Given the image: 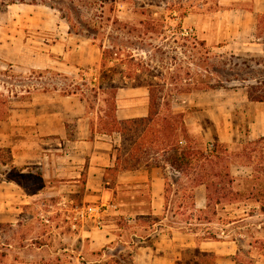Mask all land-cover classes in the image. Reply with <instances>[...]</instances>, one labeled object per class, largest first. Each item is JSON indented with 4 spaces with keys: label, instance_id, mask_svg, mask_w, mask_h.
Listing matches in <instances>:
<instances>
[{
    "label": "rangeland",
    "instance_id": "rangeland-1",
    "mask_svg": "<svg viewBox=\"0 0 264 264\" xmlns=\"http://www.w3.org/2000/svg\"><path fill=\"white\" fill-rule=\"evenodd\" d=\"M103 1L54 0L69 20L46 5L14 4L0 12V104H5L10 93H22L19 99H24L26 90L35 96L75 91L78 100H70L68 107L86 111L94 105L90 117L96 122L99 109L104 108L98 100L103 96L95 99L91 90L98 83L100 44L131 54L134 64L140 61L143 66L136 73L146 74L142 68L154 67L165 80L163 94L170 96L172 109L182 111L187 129L193 130L195 145L202 148L219 141L227 146L233 188L240 193L238 200L223 202L215 214L209 209L201 215L206 218L198 220L179 189L166 201L169 208L163 224L195 232L198 238L236 239L241 264H251L250 255L264 254V212L260 210L264 205V135L251 132L255 108L246 88L264 81V52L216 50L201 40L203 13L215 10L214 0H113V10V2ZM259 20L257 33L264 39V15ZM131 89L135 92L128 96ZM146 97L144 87L128 84L121 88L116 97L117 117L144 113L147 104L142 99ZM69 121L73 137L74 116ZM0 158L7 161L8 154L2 152ZM54 186L51 182L48 188ZM108 187L114 195L97 202L47 196L43 213L35 208L19 215L22 225L2 223L0 264H114L86 257L77 260L76 255L120 251L127 255L129 249L123 247L94 246L90 238L78 237L76 230L82 223L95 226L93 218L77 215L83 206L97 205L102 225L117 220L122 226L130 214L149 208V184L111 183ZM177 187H182L180 182ZM115 210H119L117 215ZM16 213H8L10 219ZM148 220L140 219V223Z\"/></svg>",
    "mask_w": 264,
    "mask_h": 264
},
{
    "label": "crops",
    "instance_id": "crops-1",
    "mask_svg": "<svg viewBox=\"0 0 264 264\" xmlns=\"http://www.w3.org/2000/svg\"><path fill=\"white\" fill-rule=\"evenodd\" d=\"M214 5L215 10L209 9L203 13L204 26L199 29L201 40L206 45L224 51L255 49L264 52L263 36L257 33L259 19L264 15V0H214ZM131 90L128 96L135 92V89ZM10 94L4 100L5 104H0V154H8L7 161L0 158V223L22 225L20 214L35 208L43 213L46 208L42 206H47L44 199L47 196H59L63 200H79L82 197V200L97 202L114 195V191H109L108 185L111 183H146L150 186L149 208L130 214L125 218V226L117 220H106L99 229L83 223L76 229L78 237L90 238L94 246L109 245L110 249L123 247L129 249L127 255L121 254V251L78 253L77 260L86 257L97 261L110 260L114 264L242 263L239 258L241 247L236 239L198 238L195 232L181 231V227L163 224L169 205H166L164 197L162 171L152 168L112 172L110 169L115 164V147L120 144V136L117 133L91 134L89 116L84 107H68L70 100H78L77 95L35 96L26 90L23 94H27V97L21 100L22 93ZM143 100L147 104L144 113L123 118L145 116L148 99ZM253 103L254 130L252 128L251 132L262 136L264 102ZM70 116L75 118L73 137L69 130ZM188 131L191 134L193 130ZM51 182L56 186L48 188ZM194 204L196 210L206 207L203 185L194 189ZM10 212H17V215L10 219ZM118 212L115 210L113 214L117 215ZM155 217L158 220H153ZM140 219H147L148 222L140 223ZM45 222L49 220L45 219ZM194 249L198 253L193 252ZM250 256L251 264H264L263 253Z\"/></svg>",
    "mask_w": 264,
    "mask_h": 264
},
{
    "label": "trees",
    "instance_id": "trees-1",
    "mask_svg": "<svg viewBox=\"0 0 264 264\" xmlns=\"http://www.w3.org/2000/svg\"><path fill=\"white\" fill-rule=\"evenodd\" d=\"M109 0H104L106 4ZM106 2V3H105ZM110 6L113 10L114 1ZM46 5L56 8L63 15V7L55 5L54 0H0V12H4L14 4ZM95 38V36H93ZM101 55L98 62L99 77L96 87H92L93 98L103 96L101 100L104 108L99 109L97 121L90 115L94 105L86 108L89 116L91 134L94 132L120 136V144L115 147V164L110 169L118 170H150L159 168L164 177V197L167 201L170 193H177L179 189L184 192V199L188 201L192 211L197 212L195 219L206 217L208 210L215 214L218 205L223 202L238 200L239 191L234 190V178L229 172L227 158L229 151L226 145L214 141L211 145L198 147L190 135L182 111L172 109L169 99L163 94L164 79L161 74L154 72L155 68L141 69L143 73H136L137 68L143 66L138 61L134 64L131 54L114 46L103 47L99 45ZM119 74V77L115 75ZM134 83H131V82ZM130 84L132 87L147 89L148 112L142 117L120 119L116 115V93L120 88ZM77 95L75 91L62 93V95ZM247 98L251 102H264V81L247 85ZM104 113H101V112ZM186 179L183 182L182 179ZM181 183V188L175 185ZM203 185L206 190L205 209L196 210L194 207V189ZM167 205V202H166ZM264 212V205H260ZM146 218L150 219V216ZM158 220V217L153 218ZM2 223H0V230ZM199 238L217 239L214 235H203ZM198 253L197 249H194ZM0 256L1 253H0Z\"/></svg>",
    "mask_w": 264,
    "mask_h": 264
},
{
    "label": "built area",
    "instance_id": "built-area-1",
    "mask_svg": "<svg viewBox=\"0 0 264 264\" xmlns=\"http://www.w3.org/2000/svg\"><path fill=\"white\" fill-rule=\"evenodd\" d=\"M192 31V29H189ZM99 211L100 208L95 205H89V206H83L81 208H78L77 210V215L80 216V218L85 219V218H93L95 220V226L96 228H101L102 223L100 221V216H99Z\"/></svg>",
    "mask_w": 264,
    "mask_h": 264
}]
</instances>
